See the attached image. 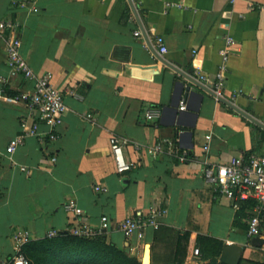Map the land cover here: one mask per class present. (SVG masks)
Here are the masks:
<instances>
[{
	"label": "crops",
	"instance_id": "obj_1",
	"mask_svg": "<svg viewBox=\"0 0 264 264\" xmlns=\"http://www.w3.org/2000/svg\"><path fill=\"white\" fill-rule=\"evenodd\" d=\"M131 3L138 18L128 0H0V21H15L11 34L20 39L23 59L35 74L51 75L67 106L55 140L29 136L9 151L31 111L7 97L30 91L34 80L11 71L5 51L10 33L0 31V261L8 264L19 247L27 257L28 245L53 238L46 236L50 229L65 232L78 223L62 208L73 201L89 224L99 225L106 215L105 243L140 262L145 244L150 264H202L210 256L199 255L198 243H220L222 249L243 247L238 264H264V235L260 243L247 235L253 203L235 209L202 175L207 162L264 151V0ZM227 36L235 42L224 99L233 107L203 89L199 78L214 77ZM176 81L194 91L182 92L185 109L180 100L177 110L170 105ZM152 109L159 116L146 118ZM46 130L40 124L39 131ZM112 136L129 140L123 148L132 163L127 172L116 171ZM166 138L173 146L157 156L133 146ZM98 184L105 190H96ZM152 208L161 211L158 227L125 237L119 222Z\"/></svg>",
	"mask_w": 264,
	"mask_h": 264
},
{
	"label": "built area",
	"instance_id": "obj_2",
	"mask_svg": "<svg viewBox=\"0 0 264 264\" xmlns=\"http://www.w3.org/2000/svg\"><path fill=\"white\" fill-rule=\"evenodd\" d=\"M14 20L0 21V31H9L10 35L6 41L7 63L14 73H20L26 79H33L34 85L30 91H19L13 96H8L9 100L25 102L31 115L21 120V133L17 135L8 145L9 151L22 144L24 139L29 136L36 137L37 140L43 141V135L46 134L49 140H55L58 135L57 127L61 124L63 115L67 109L64 102V94L55 88L51 83L49 73L35 74L30 66L26 63L20 53V39L11 33L16 28ZM139 35L140 31L134 33ZM156 42L160 52H165L166 48L162 47L163 39L156 37ZM234 39L231 36L225 38L223 48L220 50L221 61L217 67L214 77L200 75V79L214 93L215 98H225V79L227 72V63L230 51L234 46ZM4 94V88H0V95ZM185 99L180 100V109H185ZM158 109L147 111L146 118L150 119L159 116ZM30 118V122L28 119ZM40 124L47 127L45 132L39 131ZM180 133L183 130H179ZM129 144L125 137L112 136L110 138V151L114 158L116 171L124 173L131 169L132 163L127 161L123 148ZM135 149H146L151 156H157L163 153L167 147H172L173 142L170 139H164L154 145L145 146L135 143ZM207 148V146L205 147ZM181 159L185 158L183 153ZM55 160V158H52ZM204 182L212 189L216 196L225 197L232 202L235 209L242 207L244 202H252L251 215L248 217L247 235L253 242L264 235V151L261 154H250L248 156L232 157L227 163H206L202 171ZM96 190L103 191L105 187L101 184L95 186ZM62 208L67 213H72L79 217L78 223L67 228L65 232L56 229H50L46 236L56 237L60 234H70L82 238H95L103 235L110 227V220L106 215L101 216L99 225H92L84 221L82 211L73 201H65ZM161 213L159 208H152L148 212L133 211L119 222V228L125 237L137 234L141 237L142 232L147 227H158L157 216ZM17 237L23 240L27 235L18 232ZM198 254V249L194 250ZM0 264H5L0 261ZM8 264H30L29 259L23 254L20 247L12 255Z\"/></svg>",
	"mask_w": 264,
	"mask_h": 264
},
{
	"label": "trees",
	"instance_id": "obj_3",
	"mask_svg": "<svg viewBox=\"0 0 264 264\" xmlns=\"http://www.w3.org/2000/svg\"><path fill=\"white\" fill-rule=\"evenodd\" d=\"M217 253H220L222 244H214ZM53 247L58 257H75L79 259V264H141L135 256L129 255L122 249L117 248L113 243H105L103 236L95 238H82L70 234H61L53 238H46L38 242L31 243L24 250L27 257H34L35 252L40 248ZM40 258L37 262L42 261ZM206 259V258H203ZM84 260H87L86 262ZM85 262V263H84ZM202 264H227L211 258Z\"/></svg>",
	"mask_w": 264,
	"mask_h": 264
},
{
	"label": "water",
	"instance_id": "obj_4",
	"mask_svg": "<svg viewBox=\"0 0 264 264\" xmlns=\"http://www.w3.org/2000/svg\"><path fill=\"white\" fill-rule=\"evenodd\" d=\"M128 1H129L130 5H131L132 11H133L135 17L138 18L137 13L135 11V8L133 7V5L131 3V0H128ZM167 64L170 67H172L173 69H175L176 71L181 72L176 67L171 65L170 63H167ZM181 74L183 76H185L189 81H193L194 83H197L193 79H191L190 77L185 75L184 73L181 72ZM202 88L205 89L211 95L215 96L214 93L210 89H208L206 87H203V86H202ZM183 91H186L189 95L190 94L191 95L194 94V91H192L190 89V86L184 85V83H182L180 81H176L175 89H174V100L170 104L172 106V108H174V110H177V108L179 106V100H180V97H181V94H182ZM199 96L201 98V95H199ZM219 100L223 101L224 103H226L229 106L233 107V105L230 102H228L227 100H225L224 98H219ZM187 107L188 106L186 105V108ZM169 108H171V107H169ZM179 113L181 114L183 112L179 111ZM186 133H187L188 136H191V132L190 131H186ZM257 243H260V242L257 241ZM242 251H243V247L240 246V245H236V244L225 245L223 247V249H222L220 260L222 262L227 263V264H238V262L240 260V257H241ZM141 263L142 264H150V261H149V244H145L144 253H143V256L141 258Z\"/></svg>",
	"mask_w": 264,
	"mask_h": 264
},
{
	"label": "rangeland",
	"instance_id": "obj_5",
	"mask_svg": "<svg viewBox=\"0 0 264 264\" xmlns=\"http://www.w3.org/2000/svg\"><path fill=\"white\" fill-rule=\"evenodd\" d=\"M198 247H199V255H202L203 257L210 256V259L215 258L217 261H220L219 260L220 254L214 256V254L217 252L216 251L217 247L214 244L206 243L204 245V244L198 243ZM56 257H58V254H56V251H54V248L48 246L45 248L38 249L35 252L34 257H28V258H29L30 264H79V259L83 261L82 258L65 257V256L58 258L56 260L55 259ZM40 258H43V259H41L42 261L38 263L37 261ZM84 261L86 262L87 260H84ZM97 262H98L97 264L101 263L100 261H97ZM200 263L201 262H197V264H200Z\"/></svg>",
	"mask_w": 264,
	"mask_h": 264
}]
</instances>
